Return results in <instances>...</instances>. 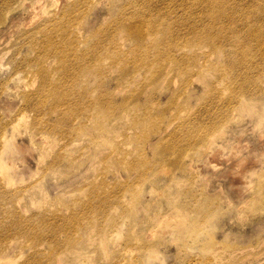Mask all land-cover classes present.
I'll list each match as a JSON object with an SVG mask.
<instances>
[{
	"label": "bare ground",
	"instance_id": "1",
	"mask_svg": "<svg viewBox=\"0 0 264 264\" xmlns=\"http://www.w3.org/2000/svg\"><path fill=\"white\" fill-rule=\"evenodd\" d=\"M23 6L0 11V29L7 23L4 13L24 8L25 14L24 29L16 32L15 41L4 49L5 56L10 58L7 69L8 65L12 68L9 67L6 80L0 83V98L21 102L20 120L25 122L23 111L28 108L38 116L46 131L45 134L37 132L36 121L33 122L29 128L31 140L27 145L16 142L18 152L35 153L40 164L46 159V147L57 141L60 147L41 167L42 176L36 183L18 192L0 186V199H3L0 201V255L1 251L15 255L20 248L32 249L37 255L31 264H49L53 259L51 245L39 249L41 244L32 246L25 240L26 244L16 248V240L5 244L3 241L30 235L54 236L60 232V226L67 231L70 226L77 228L78 235L60 250L68 254L67 260L61 254L53 260L65 264L78 261L79 254H83L77 252L83 231L92 235L93 242L108 233L115 234L113 229L96 230L93 224L105 221L108 205L120 206V196L110 193L100 196L96 182L91 184L90 191L98 204L89 205L94 215L69 214L67 223L65 219L62 223L58 216L59 198L57 202L52 200L50 206L53 205L54 210L49 208L50 214H45L46 206L40 213H32L39 215L38 221H32L31 215L23 216V211L27 210L23 203L20 205L21 200H30L42 193V189L46 194L49 176L60 181V173L69 176L74 172L76 160L69 151L80 140L86 141L80 149L82 159L99 156L103 167L99 185L112 184L109 175L114 173L121 196L131 195L138 209L148 204L150 214L140 223L147 224L146 238L155 237L156 232L159 239L166 238L168 230L177 237L197 233L195 222L187 224L180 216L181 221L171 222L176 216L170 210L162 213L161 206L143 204V201L155 196L164 198L165 192L159 184L162 182L168 190L178 189L189 195L188 203L173 199L169 205L170 209L187 212L197 201L193 195L195 177L191 169L195 161L216 151L218 144L221 149L229 147L225 129L236 115L248 110L255 115L257 124H264V0H156L155 3L150 0H67L64 4L60 0H25ZM173 78L180 80V87L175 90ZM203 81L206 84L202 86ZM198 86L202 92L197 106H192ZM17 87L22 93L5 92ZM21 87H27V91ZM163 88L171 94L161 103L156 93ZM184 94L187 96L181 98ZM44 106L46 113L40 111ZM15 121L16 118L0 125V135L11 130ZM128 129L134 132L129 133ZM118 134L123 140H118ZM124 142L139 147L135 145L128 151ZM102 144L110 149L108 153H99L97 145ZM128 148L131 150L130 146ZM131 156L146 160L132 162L134 159L128 160ZM124 173L128 175L125 182L121 178ZM158 175L171 177L162 179ZM17 176L32 181L36 173L28 179L22 173ZM180 177L186 178L184 188L179 184L181 180L177 182ZM216 196L207 192L202 196L208 207L203 210L199 223L214 219L220 212L219 204L224 196ZM255 197L250 202H255ZM123 216L135 220L132 212L123 211ZM23 224L32 225L33 229L24 228ZM111 227H115L114 224ZM199 234L194 235L192 241L196 242ZM158 242L143 244L139 252L156 253ZM88 243L100 247L91 240ZM127 244L134 249L139 243L130 238ZM208 247V241L197 244L202 251ZM242 252L229 249L222 254L232 264H242L251 256H242ZM10 259L9 256L7 260ZM143 264H151V257L147 256Z\"/></svg>",
	"mask_w": 264,
	"mask_h": 264
},
{
	"label": "rangeland",
	"instance_id": "2",
	"mask_svg": "<svg viewBox=\"0 0 264 264\" xmlns=\"http://www.w3.org/2000/svg\"><path fill=\"white\" fill-rule=\"evenodd\" d=\"M24 1L25 0H0V11L12 9L21 4L23 6ZM65 2H67V0H60V3L62 4ZM155 2L156 0H150V3ZM56 3L54 5V10L56 9ZM24 8L14 11L11 14H3L7 23L5 26H2L4 28L0 29V41L3 40L0 44V83L6 80L10 72L8 69L11 67L8 65L7 69L6 64L10 62V58L5 56L4 49L9 43L15 41V33L24 29ZM2 57L4 59L7 57V59L3 61V59H1ZM208 80H210V78H208ZM172 84L174 86L173 90L178 89L180 87V80L178 78H173ZM204 84H206V81L201 83L202 86ZM35 85L36 83L33 86ZM17 88H15V90L8 88L5 92L9 95H16L17 92L22 93L18 91L20 87ZM200 88L201 87L199 86L196 88L194 94L195 100H191L192 106H197L198 104V97L202 92ZM21 90L27 91V87H21ZM156 94L161 100L158 101L164 103L169 97L168 95L171 93L163 88ZM186 96L187 94H184L181 98H185ZM22 106L23 104L19 101L0 98V125H5L8 121L16 118V121L11 125L12 129L5 130L4 136L0 135V186L3 189L12 190L14 192H18L24 186L36 183L39 177L42 176V174H40L41 167L46 164V160L49 159L51 153L60 147V141H57V144L55 145L46 147L44 149V157H46V159L42 160L40 164L36 160L35 153L29 152V154L26 155L23 152H18V145L16 142L21 145L29 144L31 140L29 128L33 122L36 121L35 128L37 132L43 134L46 132L38 119V116L33 111L28 110V108L23 111L25 114V122L20 120ZM40 111L46 113V106ZM246 112L245 114L243 112L242 114L236 115L231 121L230 126L225 129L226 144H228L229 147L221 149V145L218 144L220 146H216V151L208 152L203 155L199 161H195L191 168L195 177L193 195L197 199V201L191 205V209H188L187 212H179L170 209V200L178 199L179 201L183 200L188 203L189 195L187 197L178 189H175V192L168 190L162 182H159V184L162 185L161 189L165 192L164 198L155 196L152 199H146L143 201V204L150 202L153 206L155 204V206H161L160 212L162 213L170 210V213H172L173 216H176L173 217L171 222L176 223L177 220L181 221L182 219L183 221L186 220L187 224L195 222L196 231L197 233H200L199 237H196V242L192 241V238L197 233L194 232L191 237L187 235L177 237L173 234L172 230L167 231L169 236L166 238L159 239L157 237V232L155 237L152 236L150 238V236H148L149 239L146 238L148 235L145 228L147 224L144 226L140 223L147 218V214H150L149 210L151 209H148V204L138 209L131 195L128 197H125V195L121 196L116 189L115 181L117 180V176L114 173L109 175V182L112 184H106L105 186L99 185V180L101 179L100 172L103 167L98 155H93L91 158L83 157V159L80 157V149L86 144V141L84 140H80L78 145L69 151L70 156L76 160V169L74 172L69 176H63L60 173V181L54 178L50 179L49 176L46 194H44L42 189V193L37 194L30 200H21L20 205L23 203L25 205L24 208L27 210L23 211V216L29 217L31 215L33 219L32 221H38L39 215L32 213H40L39 211H42L44 206H46V213H44L50 214L49 208H53L54 210V206H50L52 200L57 202L59 198L60 204L58 205L60 206V210L58 216H60V222L62 223L64 219L67 223L66 216L69 214H72V216L74 214L75 217L78 216V213L83 215L86 212L94 215L96 213L92 211L89 205L98 204V202L95 203L96 201L93 199L92 192L90 191L91 184L96 182L100 188V196L105 193L118 195L120 196V206L116 207L115 205H108L107 213L103 217L105 221L98 220L93 225L96 230L110 231L113 229L116 232L113 235L108 233L106 234V237L100 236V239L93 242L92 235L88 233V231H83L81 234L82 239H80L79 243L77 242V245L79 244L77 252L79 253L81 251L83 254H79L78 261L71 260L72 262H66L65 264H143V261L147 256L151 257V264H208V262H211V264H232V261L229 258L224 257L222 254L223 251L229 249H235L240 252L245 249L246 251L244 250L245 252L241 253L242 256L251 254L250 259L242 264H264V184H262V182L264 183V178L261 177L264 176V174L260 175L264 173V124H257L255 115L248 110ZM130 130L131 129H128L129 133L134 132ZM11 134L13 135L11 136ZM117 138L118 140H123L122 136H119V134L117 135ZM7 139H10L11 145L10 141ZM126 143L124 144V147L126 148V146H130L131 148V150H129L127 147L126 149H128V151H132L135 148V145H137L135 143L130 144V142ZM136 147L139 146L137 145ZM97 149L99 153L101 152L103 154L108 153L110 150L103 144L97 145ZM134 157L135 156L132 158L131 156L128 160H133ZM96 158L97 160H95ZM142 159L146 160L145 157H138L132 162ZM22 161L23 164H21ZM119 161L122 162L121 160ZM240 167H243L242 170H244H239ZM19 173H22L27 179L32 173H36V176L32 181L22 180L17 176ZM48 173L49 172L46 174ZM126 175L127 174L125 173L121 174V178L124 182L127 180L128 175ZM158 176L162 179H169L171 177V175ZM180 180L181 183L179 184H182L181 186H183V188L186 187V178L180 177L177 179V182H180ZM259 180H262V182H259ZM139 190L140 189L138 188L137 191ZM221 191L223 192L222 194ZM206 192L209 195L221 196L220 198H223L224 196V199L220 200V212H217L218 215L214 219L209 220L208 222L199 223V219L203 218V210H206L208 207V205L206 206L202 201V196ZM258 192H260V194H257ZM256 194L261 197H258ZM254 195L257 199H254L255 202L252 203L250 201L253 200L255 197ZM218 196L216 197L218 198ZM2 200L3 199H0V201ZM254 203L257 204L256 207H254ZM18 207L21 208L20 206ZM251 210L255 213H252ZM123 211L132 212L135 220H128L123 216ZM179 216L183 218L180 220ZM1 217L2 214H0V219ZM112 224H114L115 227H111ZM30 226L31 229H33L32 225H22L24 228H30ZM62 227L63 226H60V232L54 236L49 234L42 237L30 235L28 238L16 237V239L12 240L6 239L3 243L5 244L16 240V248H19L22 244H26L25 240H28L32 243V246H34L35 243L41 244L39 249H44L47 245H51L52 250L50 253L52 255L51 259H53L49 264H57L53 260L56 259V257L60 258V254L65 261L67 260L68 254H62L60 253V250H63V248L68 246L78 235L76 232L77 228L74 230V228L69 226V230L67 231L61 229ZM158 234L160 233L158 232ZM171 236H173L175 241H173V239L171 240ZM210 236L211 240L209 239ZM130 238L132 239V242L139 243L134 249L127 244V240ZM17 239H19V241ZM89 239L93 244L99 243L100 247L95 248L94 245H89ZM150 239L152 240L149 241ZM158 239L161 241L158 242ZM207 241L209 243L207 250L202 251L197 248L198 243H205ZM148 242L159 243L156 253L147 251L141 254L139 252L141 246ZM31 251L33 250L20 248L19 252L17 250L15 255L1 251L0 264H31L37 255V253ZM152 254L154 255L152 256ZM83 255H86L88 258L85 259ZM9 256L11 259L7 260ZM45 262L46 259H43L42 263Z\"/></svg>",
	"mask_w": 264,
	"mask_h": 264
}]
</instances>
